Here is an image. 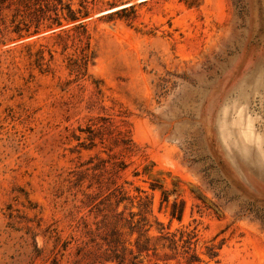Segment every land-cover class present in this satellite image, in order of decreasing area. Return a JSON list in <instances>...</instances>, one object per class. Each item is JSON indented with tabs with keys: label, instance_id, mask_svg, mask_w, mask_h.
<instances>
[{
	"label": "rangeland",
	"instance_id": "1",
	"mask_svg": "<svg viewBox=\"0 0 264 264\" xmlns=\"http://www.w3.org/2000/svg\"><path fill=\"white\" fill-rule=\"evenodd\" d=\"M40 1L0 5V264H136V221L264 264V0H72L63 36Z\"/></svg>",
	"mask_w": 264,
	"mask_h": 264
},
{
	"label": "trees",
	"instance_id": "2",
	"mask_svg": "<svg viewBox=\"0 0 264 264\" xmlns=\"http://www.w3.org/2000/svg\"><path fill=\"white\" fill-rule=\"evenodd\" d=\"M7 0H0V5ZM8 1H19V3L23 6V9L18 7V13H21L22 10L28 11L31 13H36L37 11H42L43 6L41 5L40 0H8ZM59 3L62 5L59 8L57 5L54 7L53 12L54 15L48 17L49 23L45 25L44 29H51L53 30L50 36H63V35H70L73 31H82L84 30L85 34L87 30V23L85 18L90 15V11L88 10L87 4H82V7L74 9L73 2L70 0L69 2H64L63 0H59ZM67 8L65 12L64 9ZM33 9V10H30ZM30 13V14H31ZM38 15H35V18L38 19ZM60 27L57 30L56 28ZM42 29L37 28L32 33H38ZM78 34L79 39L82 40L81 35ZM84 52L86 60L90 58L89 54V46L86 47ZM183 214V209L177 213L176 210L172 212L173 216H178L180 219ZM134 223H131L133 226ZM146 223H140L136 221V229L131 231V235L136 232V264H139L138 258L143 255H148L150 252H153V255L157 256L158 259L162 260H170L172 257L171 255L166 252L167 249L171 251L179 250L180 248L185 254L190 255L189 263L188 264H195V262L202 261L199 254L196 252L195 249L192 251L191 245L194 244L192 242L193 238L197 237V233L194 232H187L185 230L180 231V237L177 238V232H163L160 231L159 235H151L149 233L150 228H145ZM197 241V239H196ZM104 242L109 245L111 250H114L116 254L120 255L122 247L125 245L126 241L122 239V233L119 229L115 228L110 231L107 237L104 238ZM182 242V244H181ZM159 249L164 251L162 255H159ZM131 253L133 254V249L131 248ZM77 254H80V251H77ZM212 256L215 255L214 253H210ZM134 256V255H133ZM112 261H117L118 264H125V258L121 259L119 257L115 259H111ZM131 264H135L133 260H131Z\"/></svg>",
	"mask_w": 264,
	"mask_h": 264
},
{
	"label": "bare ground",
	"instance_id": "3",
	"mask_svg": "<svg viewBox=\"0 0 264 264\" xmlns=\"http://www.w3.org/2000/svg\"><path fill=\"white\" fill-rule=\"evenodd\" d=\"M106 12H108V11H106ZM103 13H105V12H103Z\"/></svg>",
	"mask_w": 264,
	"mask_h": 264
}]
</instances>
